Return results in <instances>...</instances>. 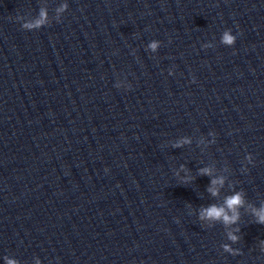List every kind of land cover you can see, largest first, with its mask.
I'll return each mask as SVG.
<instances>
[{
	"label": "water",
	"instance_id": "95a60500",
	"mask_svg": "<svg viewBox=\"0 0 264 264\" xmlns=\"http://www.w3.org/2000/svg\"><path fill=\"white\" fill-rule=\"evenodd\" d=\"M262 207L264 0H0V264H264Z\"/></svg>",
	"mask_w": 264,
	"mask_h": 264
},
{
	"label": "clouds",
	"instance_id": "9594fccd",
	"mask_svg": "<svg viewBox=\"0 0 264 264\" xmlns=\"http://www.w3.org/2000/svg\"><path fill=\"white\" fill-rule=\"evenodd\" d=\"M44 15H45V13L42 11L41 12V16L43 17ZM42 22H43L42 20H37L36 24L39 25ZM26 27H32V25H26ZM224 40L226 42L230 43L233 40V37H231L228 34H225ZM152 47L154 48L155 44H153ZM213 183H217V181L214 180ZM209 190L213 192V195L216 194L215 190H213V189H209ZM225 203H226L228 209H231L233 211V213H236L237 207L240 206L243 203V201L240 198V195L237 194V195H235L233 197L227 198ZM255 214L258 217V221L257 222L264 224V207H262L261 209L257 210ZM202 215H205V216H207L209 218H212V219H221V218H223V220H224V222L226 224L235 222L238 219V214H234L232 216H229L226 213V211H225V209L223 207H217V206L209 207L208 209L204 210ZM230 239L235 240V239H237V237L232 236L230 234ZM225 249L226 250H230L227 245H225ZM10 264H14V262H10Z\"/></svg>",
	"mask_w": 264,
	"mask_h": 264
}]
</instances>
